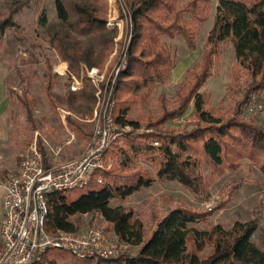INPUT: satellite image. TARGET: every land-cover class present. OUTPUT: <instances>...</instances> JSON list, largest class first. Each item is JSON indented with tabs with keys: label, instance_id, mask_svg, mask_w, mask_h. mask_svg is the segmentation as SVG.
I'll return each mask as SVG.
<instances>
[{
	"label": "trees",
	"instance_id": "16d2710c",
	"mask_svg": "<svg viewBox=\"0 0 264 264\" xmlns=\"http://www.w3.org/2000/svg\"><path fill=\"white\" fill-rule=\"evenodd\" d=\"M52 1L60 27L73 30L85 40L78 44L71 34L56 33L57 29L48 36L50 44L66 61L67 68L76 72L82 59L88 64L99 63L114 33L113 29L104 27L105 18L101 14L104 0ZM21 2L14 0L16 8ZM124 2L132 34L115 87L117 91L119 83H127V92L143 98L145 91L169 78L170 69L176 63L171 47L163 43L160 36L177 35L187 48L194 49L197 27L208 17L210 0ZM214 13L204 46L195 61L185 67L173 91L170 99L173 105L166 107L163 94L158 95L161 111L151 123L157 129L134 136L127 134L121 137L120 144L115 140L110 143L102 152L104 157L109 153L113 158L110 168L90 171L89 179L78 187L81 190L72 198L65 190L47 194L49 207L45 227L50 232L59 228L72 229L70 216L75 213L95 211L111 224L120 239L140 244L137 251L131 255L83 258L63 248L47 247L37 258L24 264H264V242L255 243L250 238L258 226L255 217L233 220L229 230L218 223L210 228L199 227L194 223L200 222L215 206L199 211L178 204L160 216L150 233L143 237L141 220L133 216L131 208L109 204L110 199H122L153 181L172 179L200 198L208 187L209 175L218 176L227 169H235L243 158L257 167L264 177V126L244 119L240 111L250 90H264V0H217ZM37 19L41 25H47L43 8ZM9 26L15 27L16 22L10 17L0 19V32ZM226 40L232 43L235 55L227 86L229 90L241 91V98L235 100L231 109L227 108L228 114L213 109L207 93L199 89L210 75L219 46ZM46 76L44 90L47 89L46 94L50 96V66ZM91 94L83 87L78 93L64 95V100L56 94L54 99H62L67 106L83 113V109L89 108ZM75 100L80 103H74ZM131 100L132 96L116 100L111 116L120 124L137 127L138 123L126 115ZM18 101L24 107L25 119L33 127L27 97L20 95ZM49 103L53 105L54 101L50 99ZM189 103L194 125L186 126L184 122L183 128L178 130L161 124L182 115ZM66 119L72 129L80 131L79 123L68 115ZM135 157L146 159L152 170L134 166ZM201 162L205 163L207 173L200 169ZM98 175H101L100 181L96 180Z\"/></svg>",
	"mask_w": 264,
	"mask_h": 264
},
{
	"label": "rangeland",
	"instance_id": "374dc122",
	"mask_svg": "<svg viewBox=\"0 0 264 264\" xmlns=\"http://www.w3.org/2000/svg\"><path fill=\"white\" fill-rule=\"evenodd\" d=\"M21 1L22 4L16 8L14 0H0V19L10 17L16 22L15 27L9 26L0 32V68L3 77L1 91L7 101L5 116L0 120V127L3 129L0 135V177L15 170L17 161L22 154L28 152L29 145L32 143L46 162L51 160L50 147H60L57 152L59 159L71 158L78 154L89 139L94 123L98 118L101 119L103 110L110 105L111 114L115 101L125 96H132L126 115L129 119L135 120L138 126L133 127L128 123L120 124L115 121L119 135L114 136L106 147L114 140L116 144H120L121 137L127 134L134 136L141 132L155 131L157 128L152 127L151 123L160 115L161 102L158 100V95L163 94L166 107L173 105L170 100L173 91L177 88L185 67L195 61L205 44L204 40L213 22L214 6L217 2V0H210L208 17L198 24L194 49L187 48L181 37L177 35L160 36L163 43L169 44L176 58V67L175 65L172 67L173 71L177 73L182 68L180 78L176 80L175 73L173 76L169 75L166 81L155 84L153 88L145 91L146 95L142 98L127 92L128 87H125L127 83H119L120 88L117 91L115 87L124 66L125 53L132 34L130 16L124 0H104L105 4L101 12L105 18L104 27L114 31L109 48L99 63L88 64L86 60H80L76 72L67 68L66 61L61 59L57 48L50 44L48 36H52V32L57 29L56 33L71 34V38L78 44L85 41L84 37L69 28L64 30L60 27L52 0ZM41 8L44 10L46 26L41 25L37 19ZM184 16L188 18L187 14ZM219 48L210 66V75L199 89L207 93L209 105L213 109L225 111L228 114L230 113L228 109L235 105V100L241 98V91L229 90L227 86L230 67L235 61L232 43L226 40ZM48 66L52 76L48 90L53 96L56 94L63 98L66 94L78 93L83 87L91 91L89 108L83 109L85 112H76L62 99L56 100L55 96L46 94L47 89L44 90V85L47 81ZM90 68L96 70L95 78L87 74ZM61 70L62 72H59ZM73 78L78 82L74 90L69 87ZM85 82L88 85L85 86ZM20 95H25L28 99L33 127L30 121L25 119L24 107L18 101ZM50 99L54 101L53 105H50ZM74 103L80 102L75 100ZM87 109H89L88 112ZM240 111L244 119L264 126V90H250L248 100L242 104ZM67 115L80 124V131L72 129L71 124L66 121ZM184 122L186 126L195 124L190 103L183 110L182 115L171 117L161 124L181 130ZM120 157V155L116 156L117 159ZM102 159L107 165L101 169L110 168L113 158L109 153H106L105 157L102 153ZM133 165L152 170L151 164L143 157H135ZM200 169L204 173L208 172L204 162H201ZM208 178V187L204 196L200 198L192 195L172 179L171 181H153L122 199H110L109 204L112 206L120 204L125 208H131L133 216L141 220L143 237L150 233L160 216L173 205L180 204L199 211L215 206L212 212L206 214L200 222L194 223L199 227L210 228L212 224L218 223L229 230L233 220L243 221L255 217L258 226L250 238L255 243L264 242V177L259 169L243 158L235 169H227L218 176L209 175ZM80 190L78 187H72L64 192L72 198ZM70 219L74 228H84L94 224L107 231L112 230L111 224L95 211L75 213L70 216ZM139 245L131 243L122 253L131 255L137 251Z\"/></svg>",
	"mask_w": 264,
	"mask_h": 264
},
{
	"label": "built area",
	"instance_id": "2783aa9c",
	"mask_svg": "<svg viewBox=\"0 0 264 264\" xmlns=\"http://www.w3.org/2000/svg\"><path fill=\"white\" fill-rule=\"evenodd\" d=\"M87 74L93 78L97 75L94 68L88 69ZM77 83L73 78L70 89L74 90ZM100 117L78 154L59 159L60 147H50L52 156L46 163L32 143L17 161L15 170L1 175L0 264H24L37 258L47 247L63 248L83 258H103L117 256L129 246L113 229L110 232L94 224L53 232L45 227L48 193L82 186L90 171L106 167L102 151L119 132L110 105ZM96 180L100 181L101 175Z\"/></svg>",
	"mask_w": 264,
	"mask_h": 264
},
{
	"label": "crops",
	"instance_id": "0c3cea01",
	"mask_svg": "<svg viewBox=\"0 0 264 264\" xmlns=\"http://www.w3.org/2000/svg\"><path fill=\"white\" fill-rule=\"evenodd\" d=\"M175 67H176V65H175ZM178 71L179 72L175 73V71H173V68H172L171 74H170L171 76H173V74L175 73L174 77L176 78V80L180 78V74H181L182 68H180ZM2 78H3L2 77V71H1V68H0V120L5 116V110L7 109V101L5 100L3 92L1 91ZM2 130L3 129L0 127V135L3 132ZM1 193H2V191H1V188H0V199H1ZM1 214H2V210H1V205H0V218H1Z\"/></svg>",
	"mask_w": 264,
	"mask_h": 264
}]
</instances>
